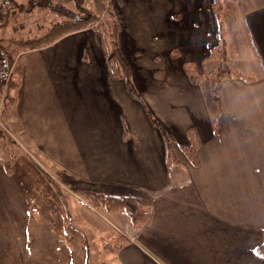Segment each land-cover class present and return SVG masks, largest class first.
I'll list each match as a JSON object with an SVG mask.
<instances>
[{
	"label": "crops",
	"instance_id": "obj_1",
	"mask_svg": "<svg viewBox=\"0 0 264 264\" xmlns=\"http://www.w3.org/2000/svg\"><path fill=\"white\" fill-rule=\"evenodd\" d=\"M211 2L112 0L140 101L110 76L92 30L17 53L2 35L8 23L0 25V47L16 55L0 129L20 140L10 147L0 132V264H264V0L223 3V50L239 77L221 80L215 98L206 80L193 84L185 71L187 62L201 74L211 66ZM150 117L172 138L170 166ZM188 130L198 141L196 166L180 150ZM44 157L64 167L72 193L60 233L53 216H44L54 224L48 232L37 222L41 195L32 185ZM79 192L141 197L149 217L132 226L120 213L95 211ZM107 235L112 249L97 248Z\"/></svg>",
	"mask_w": 264,
	"mask_h": 264
},
{
	"label": "trees",
	"instance_id": "obj_2",
	"mask_svg": "<svg viewBox=\"0 0 264 264\" xmlns=\"http://www.w3.org/2000/svg\"><path fill=\"white\" fill-rule=\"evenodd\" d=\"M84 0H75V9L82 13V15L75 14L71 11H66V15L63 18V22L55 26L47 36L42 39L30 41L27 43L30 49L40 48L53 43L60 36L68 33L82 30L84 28H93L100 36L101 46L105 57V62L109 74L114 79H120L124 82L127 93L135 100L140 101V97L134 87L132 80V73L129 65L124 60L116 41L117 34H119L120 27L117 25L116 16L112 12V0H90L92 11H87L82 6ZM108 1V3H107ZM227 0H212L211 8L213 11L214 20L217 28V40L218 44L216 50L220 53V65L208 71L206 74L198 72L197 67L192 62L185 63V71L189 77V80L193 84H198L201 80H206L211 86V96L215 98L217 85L221 80L227 77H239L230 67V60L224 53L223 50V39H222V23L220 20V13L223 7V3ZM107 3V4H106ZM64 12V9H61ZM95 10V12H94ZM93 12V13H92ZM100 14L106 15L111 19L113 29L111 35L106 36L105 26L100 21ZM245 80H249L245 77ZM151 123L158 129L161 134L166 147V160L168 165L175 163L174 158L168 150V143L172 140L169 133H167L158 122L150 117ZM217 122L218 119H215ZM217 128V127H216ZM215 128V133L217 129ZM188 139L190 144L186 147H180L181 153L186 160L192 165H197L196 151L198 148V141L195 138V134L192 130L187 131ZM82 197L89 202L99 207V204L103 206L107 212H118L120 211L128 220L132 226H141L147 222L149 214L147 212L148 203L141 197L138 196H111L103 195L96 192H81ZM259 256H264V244L257 248Z\"/></svg>",
	"mask_w": 264,
	"mask_h": 264
},
{
	"label": "rangeland",
	"instance_id": "obj_3",
	"mask_svg": "<svg viewBox=\"0 0 264 264\" xmlns=\"http://www.w3.org/2000/svg\"><path fill=\"white\" fill-rule=\"evenodd\" d=\"M12 2H13V5L11 7L12 10L11 12H9L10 17L8 20L4 19L3 21V22H5V20L7 21L5 22V24L3 23L4 26L7 23L8 24L4 28L2 35L4 39H6L7 41L13 44L15 48V52L17 53L21 51L29 50L28 47L30 46L29 45L27 46V43H29L30 41H34L38 39L40 40L44 38L45 36H47L49 32L53 28H55V26L63 22V18H66L64 17L66 15V11H71L75 14L82 15V13L78 12L75 9V0H14ZM90 2H91L90 0H84L82 3V6L87 11H92V9H94L93 7H91ZM61 9H64V12ZM112 12L114 13L113 10ZM116 20H117V25H120L118 18H116ZM100 21H102V25L104 24L105 26L106 36L109 37L113 29L111 19H109L106 15L100 14ZM84 29H87V28H84ZM88 29L92 30L93 33H95L100 38L99 34L93 28L90 27ZM117 37H118V34H117ZM116 41H117L118 48H119L118 38H116ZM217 43H218V40H217ZM11 53L13 55L12 62H13V71H14V67L16 63V60H15L16 55H14L13 52ZM219 54L220 53L218 52V50L213 49L212 56H211L212 60H210V62L207 64V65H211L209 69L207 68L208 71L214 68H217L220 65L221 62H220ZM123 58L126 61V63H128L127 59L124 56ZM12 86L13 85L8 84L5 88L0 87V124L2 123L1 118L4 116L3 114L7 111V109H9L8 105L10 104V101L12 100L11 95L9 94V90L13 88ZM210 90H211V86H210ZM0 132L2 133V135H6V137L10 139L9 141L10 147L12 146V144L20 146L18 144L20 140L17 141L15 137L14 138H12L11 136L9 137L7 134L2 132L1 129H0ZM21 142L23 143L24 141H21ZM30 150H32V147L30 148ZM10 151L13 154V156H15L16 160L20 159L19 154H17L15 150L11 149ZM31 153H33V150L31 151ZM39 165L41 167V168L39 167V169H41L42 171L38 172L39 175L37 174L36 176L35 181L37 182V184L32 185V187L34 186L33 188L34 191L38 190L39 191L38 194L41 195L39 200L41 202V208H42L41 212L43 213V215H41V219L38 220L37 222L42 221V224H44V227H46L45 229L48 232L50 226L54 224L50 223V221L47 220L44 216L47 215V218L49 216H53L54 218H52V220L54 223L57 224V226L56 225L54 226L57 227V230H58V231L57 230L53 231V233L54 232L60 233L62 228L65 227L64 224L66 223L65 219L62 221L60 213L64 211V206L66 204L65 198L67 199V197L72 195L71 189L65 186V183H64L65 177L62 174L63 173L62 169H64V167H61L59 163H56L55 161H48L44 157L43 159L39 161ZM77 195L82 197L81 192H79ZM74 196L75 194H73V197ZM85 201L88 202L91 208H93L95 211L100 212V213H108L107 211H105L103 206H101L100 204L98 207L97 205L93 204V202H89L87 199ZM48 213H51V214L48 215ZM116 213L122 214L120 211ZM55 237L56 236H52L53 239H57ZM47 238L48 237H45V240H44L45 243L47 242L46 241ZM97 238L98 237L96 238L92 237L91 244L93 243V241H97L95 240ZM29 241L32 243L28 244L26 249L27 251L31 253L33 250V248H31V245H33V242H34L33 234L31 235V237H29ZM55 243L56 241L54 242L53 245L60 244V243L58 244H55ZM91 244L88 243V246H92ZM94 244L97 245V248L99 245L101 249L105 248V250L109 251L113 247V239L112 237L107 235L106 237L101 238L100 241H98L97 243L95 242Z\"/></svg>",
	"mask_w": 264,
	"mask_h": 264
},
{
	"label": "built area",
	"instance_id": "obj_4",
	"mask_svg": "<svg viewBox=\"0 0 264 264\" xmlns=\"http://www.w3.org/2000/svg\"><path fill=\"white\" fill-rule=\"evenodd\" d=\"M12 7L11 0H0V25L4 22ZM13 75V62L6 51L0 47V87L5 88L11 82Z\"/></svg>",
	"mask_w": 264,
	"mask_h": 264
}]
</instances>
